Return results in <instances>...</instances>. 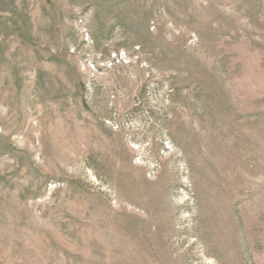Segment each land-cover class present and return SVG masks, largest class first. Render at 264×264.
<instances>
[{"label":"rangeland","instance_id":"rangeland-1","mask_svg":"<svg viewBox=\"0 0 264 264\" xmlns=\"http://www.w3.org/2000/svg\"><path fill=\"white\" fill-rule=\"evenodd\" d=\"M0 264H264V0H0Z\"/></svg>","mask_w":264,"mask_h":264}]
</instances>
